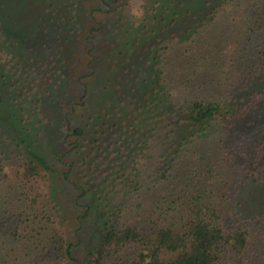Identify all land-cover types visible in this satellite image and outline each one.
I'll list each match as a JSON object with an SVG mask.
<instances>
[{
	"label": "trees",
	"instance_id": "obj_1",
	"mask_svg": "<svg viewBox=\"0 0 264 264\" xmlns=\"http://www.w3.org/2000/svg\"><path fill=\"white\" fill-rule=\"evenodd\" d=\"M129 1L0 0V154L9 143L19 159L0 162V264H264V209L237 198L240 182L264 184V36L229 55L244 71L219 69L218 46L197 37L239 0H154L139 18ZM262 16L245 22L249 39ZM209 60L218 74L200 85ZM26 104L56 108L39 123L50 142ZM66 208L74 226L59 222Z\"/></svg>",
	"mask_w": 264,
	"mask_h": 264
},
{
	"label": "rangeland",
	"instance_id": "obj_2",
	"mask_svg": "<svg viewBox=\"0 0 264 264\" xmlns=\"http://www.w3.org/2000/svg\"><path fill=\"white\" fill-rule=\"evenodd\" d=\"M237 1L238 0H235V2ZM239 1L240 3L238 4V6L231 8V10L227 14L219 15V18L217 19V22L214 25H208L203 29H201L200 34L197 37L198 40L201 39V45L206 44L208 47L218 46L213 50L216 55L218 56L222 55L223 57V61L219 69L222 68L225 69V67L231 66V70L234 72L237 69H239L238 71H244V63H246L247 59H245L243 63L242 60H239L238 65L235 67L232 64L229 55L238 54L239 51L241 53V50L245 49V46L247 45L249 46V51H250L249 53L246 52L247 54L246 58H248L250 56L249 54H252L254 49H257L256 44L257 41H259V37L261 35L264 36V29L261 32L258 33L256 32V34L253 33L256 36L253 37L252 39H249L248 34H244V30L246 26L245 22H252L254 14L259 15L262 12V10H264V0H239ZM4 3H5L4 6L5 8L3 9V11L1 10L2 13L10 14L11 12H14L13 9L10 8V6H16L17 3H10V2H4ZM154 3H155L154 0H130L129 2L126 3V6L129 14L135 16L136 18H139V16H141L144 11L149 10L150 5L152 6ZM24 4L20 5L23 8L20 10L19 13L15 14V18L12 16L11 19L13 21L17 19V17L19 16L23 17V14L28 13L34 9H37L39 1H33L27 3L28 5H26V3ZM259 5H263L262 9L259 8ZM111 20L112 17L106 19L107 22L108 21L110 22ZM208 42L211 44H209ZM178 49L179 48H177V50ZM202 52L205 53L206 51L203 50ZM242 54H244V51ZM2 60L6 63V66L8 67H11V64L17 65V63H14V61L12 62L10 59H5L3 57ZM17 61L18 59H15V62ZM50 65L51 64H46L45 72L47 71V69L51 67ZM214 69L215 68L213 62H211L210 60L208 62H205V64L199 70L200 85H201V81L211 82L212 76L214 74L215 76H217L219 69H217L216 72ZM237 79L240 80V76H238ZM208 84H209V88H201L202 93L211 92L212 84L211 83ZM256 85L264 88V74L262 78L258 79ZM77 93H80L79 89ZM77 98L78 97H76V99ZM30 105L31 103L28 101V106L30 107ZM28 106L27 104L26 106L23 105L21 106V109L24 116L30 118V121L32 122L33 129L35 131V133H33L34 137H39L45 141L50 142L51 139L49 135L51 134V132L46 133L48 130H46V132L45 131L43 132L40 129L41 126H39V123L41 120L40 119L41 116L45 114L49 115L48 120L51 119V116L56 113V108L51 104H47L44 107L45 112L42 111L41 109V111L44 113L43 114L40 111V109H36V108L30 109L28 108ZM53 132L54 131L52 130V137H53ZM160 148L161 147H159L157 144L155 151H153L154 158H151L149 161L150 164H155L158 161L157 156L159 154V151L161 150ZM50 149L46 148L47 152H52L54 146L52 147L51 145ZM223 149L225 153H231V155L235 156L238 163L239 162L242 163L244 160H247V155L243 152V150L240 147L226 146ZM17 153H18L17 149L13 145L10 146V144L8 143V145L3 146L2 148V153L0 154V162L2 161L3 163H6L9 169H16V167L19 164V159L16 157ZM240 172L241 173L244 172L242 166H240V168L238 167L237 173L239 174ZM145 180L146 181L148 180L147 182H149L151 178L145 177ZM43 182L44 181H42V184ZM47 183H49V179L47 180L46 184ZM155 197H157V191L146 195V200L151 201ZM237 198L240 202L241 209L245 212H254L264 209V184H260L250 180L240 182L237 190ZM68 214L70 215L69 217L71 218L72 221L70 225L74 226L76 221L73 220V214L75 215V213L68 208H66L63 212L65 220L60 218L59 222L63 224L69 223V220H66ZM65 228H67V226ZM90 233H91V228H89V226H86L85 230L79 234L81 237H83L82 241L85 240L86 244H88V242L91 243L94 242V240H92V234ZM80 245L81 247L77 248V252H76V254L78 255L77 257L79 259H80L79 256H81L85 252L84 244L81 243Z\"/></svg>",
	"mask_w": 264,
	"mask_h": 264
}]
</instances>
